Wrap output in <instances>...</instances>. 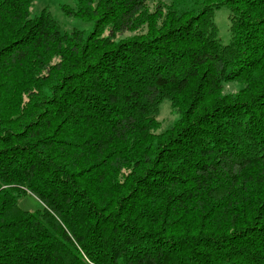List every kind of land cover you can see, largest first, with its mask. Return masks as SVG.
<instances>
[{"label":"trees","instance_id":"16d2710c","mask_svg":"<svg viewBox=\"0 0 264 264\" xmlns=\"http://www.w3.org/2000/svg\"><path fill=\"white\" fill-rule=\"evenodd\" d=\"M36 1L0 0V264H264V0Z\"/></svg>","mask_w":264,"mask_h":264},{"label":"rangeland","instance_id":"374dc122","mask_svg":"<svg viewBox=\"0 0 264 264\" xmlns=\"http://www.w3.org/2000/svg\"><path fill=\"white\" fill-rule=\"evenodd\" d=\"M157 3L163 12L167 11L165 7L170 5L176 6V10L179 12L186 8H192L196 3V0H151L150 10L154 11L157 7ZM76 0H37L31 8V16H39L43 10H47L51 13L52 17L58 23L63 33H72L73 31H79L89 36L95 30V23L84 21L79 18L67 16L63 9L76 10ZM230 10L227 7H221L215 10L214 22L218 29V40L222 45H229L232 41V33L230 31ZM135 33H126L123 36H118V41L134 36ZM241 85L238 83L228 84L225 88V93L236 94L241 89ZM178 115L172 109L169 101H164L160 106V113L158 121L161 123L160 131L168 130L173 127L178 120ZM21 207L28 211H37L42 208L41 203L34 197L28 196L21 201Z\"/></svg>","mask_w":264,"mask_h":264}]
</instances>
